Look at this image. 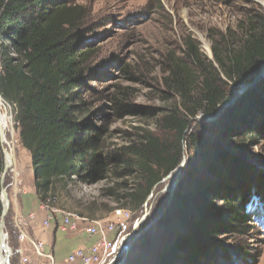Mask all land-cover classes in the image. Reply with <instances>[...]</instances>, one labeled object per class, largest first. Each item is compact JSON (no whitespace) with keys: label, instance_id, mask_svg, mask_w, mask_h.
Listing matches in <instances>:
<instances>
[{"label":"rangeland","instance_id":"obj_1","mask_svg":"<svg viewBox=\"0 0 264 264\" xmlns=\"http://www.w3.org/2000/svg\"><path fill=\"white\" fill-rule=\"evenodd\" d=\"M44 2L48 9L66 6L79 14L73 30L77 37L72 44L77 50L91 52L84 63L83 78L77 89L87 109L80 121H86L87 127L83 130L89 129L87 135L97 134L95 142L98 153L93 178L87 182L73 178L67 185L57 183L50 193L51 207L77 218L114 222L118 229L114 238L115 251L109 253V259L114 260L121 239H129L128 251L123 255L125 264H133L137 260L144 264H156L154 256L157 251L144 249L143 238L153 234L155 243L148 246L151 248L155 245L160 247L163 243L169 245L174 234L185 233V225L190 222V204L200 203V209H204L202 212L214 213L224 223L225 210L235 205V201L231 198L224 201L221 196L228 181H217L221 170L215 168V174L210 177L206 176L207 171L217 146L230 155L256 164L264 160V134H249L256 125L255 103L247 102V110L250 111L247 119L249 132L245 124L240 131L230 133L226 140H220L217 127L227 122V109L220 112L219 108L215 116L203 117L198 114L190 117L181 145L180 168L177 171V167L169 175V178H174L172 184L168 177L163 178L141 207L127 200V195L134 191L136 185L142 184L137 163L139 157L133 153L138 148H146V140H153L158 153H162L166 147L170 154L174 152L172 146L176 144L177 132L174 124H170V118L184 121V110L191 105L200 89L199 69L193 64L189 44L197 47L203 65L213 60L215 47L220 51H224L226 46L236 48L249 25L258 26L261 19L264 20V0ZM176 63L184 66L182 72L174 71L173 65ZM262 82L264 78L258 83ZM233 86L229 84L227 89L231 91ZM256 86L237 91V99L229 108H238L244 94ZM115 101L133 110L117 111ZM2 105L6 125L3 132L5 143L1 142L0 146L2 152L5 149L11 154L10 167L3 182L10 204L4 218L3 233L11 253L8 264H17L21 256L17 254L16 237L24 224L17 219L11 199L17 187H21V182L30 179L31 159L20 144L19 130L14 122L15 110L8 103ZM191 138L198 145L192 146ZM20 166L25 169L21 170ZM258 167L264 171L263 166ZM191 170H194L193 175H190ZM196 178H200V183L202 179L209 180L202 192L196 189ZM214 182H219V186L211 190ZM177 190L190 201L184 208L179 203L173 204ZM249 201L248 207H254V210L242 211L246 219L241 220L240 224L236 223V231L229 233L218 230L212 239L206 240L210 244L207 255L200 258L198 264H264V230L258 218L250 214L258 210L256 200ZM124 212L128 213L127 219L120 218ZM200 212L192 211L191 216L197 219ZM46 220L42 221L43 226ZM60 221L62 224L61 218ZM39 243L32 244L37 257L36 246Z\"/></svg>","mask_w":264,"mask_h":264},{"label":"trees","instance_id":"obj_2","mask_svg":"<svg viewBox=\"0 0 264 264\" xmlns=\"http://www.w3.org/2000/svg\"><path fill=\"white\" fill-rule=\"evenodd\" d=\"M77 19L79 14L75 9L66 6L48 9L44 0H0V100L15 110L14 122L19 130L20 144L30 155L39 202L50 197L57 183L67 185L73 178L87 182L97 170V134L87 135L89 129L83 130L87 127L86 121H80L87 109L77 89L83 78L84 63L91 52L77 50L72 44L77 37L73 31ZM189 47L193 64L199 69L200 89L191 105L184 110V121L170 118V124H174L177 132L172 154L167 147L158 153L153 140H146L147 147L138 148L133 153L139 157L137 163L142 184L136 185L134 191L127 195V200L136 207H141L154 186L180 165L188 119L198 114L215 116L230 99L229 84L244 83L264 68V20L261 19L258 26L250 24L236 48L226 46L224 51H220L215 47L213 60L206 65L201 62L197 47L191 43ZM173 67L174 71L184 70V66L178 63ZM257 83V88L244 94L238 108H227V122L217 127L220 140H226L230 133L240 131L245 124L249 132V101L256 106L255 110L250 108L255 111L256 125L249 134H264V82ZM114 106L117 111L133 110L119 101H115ZM190 143L198 145L192 138ZM213 154L206 176L210 177L220 169L217 181L228 180L221 196L224 201L234 199L235 205L225 210L226 221L223 223L214 213L202 212L204 209H200V203H188L187 197L177 190L173 204L179 203L182 208L190 204V222L183 229L185 233L174 234L169 245L163 243L165 246L160 244V247L155 245L151 248L148 246L155 243L153 234L143 238L144 249L157 251L154 256L156 264H198L199 259L207 255L210 245L207 241L218 230L234 232L236 223L246 219L241 213L250 211L248 200L255 199L258 205L257 212L250 214L264 218V171L249 160L228 154L220 146L214 148ZM258 164L264 167V160ZM4 167L0 146V184ZM193 174L194 170H191L190 175ZM196 181L197 191L202 192L209 180L205 178L200 183V178H196ZM218 186L219 182H214L211 188ZM195 210L201 211L197 219L191 216ZM1 214L0 204V218ZM133 264L144 263L137 260Z\"/></svg>","mask_w":264,"mask_h":264},{"label":"crops","instance_id":"obj_3","mask_svg":"<svg viewBox=\"0 0 264 264\" xmlns=\"http://www.w3.org/2000/svg\"><path fill=\"white\" fill-rule=\"evenodd\" d=\"M29 163L31 166V162ZM20 169L24 170L25 168L20 166ZM29 175L30 179L21 182V189L17 187V191L13 193L11 199L15 211L13 212L17 219L24 224L21 233L16 237L17 250L19 251L17 254L21 256L20 259H17V264H51L48 259L34 255L32 244L35 242L44 243L43 251L52 256L53 264H81L80 262L71 263L67 257L79 248L88 249L97 241V238L86 234L85 229L88 225L81 221L77 223L75 229L61 230L60 218L62 219V215L60 213L48 219V226H43L42 221L50 215L37 198L32 171H29ZM22 258H25L26 262L21 261Z\"/></svg>","mask_w":264,"mask_h":264},{"label":"built area","instance_id":"obj_4","mask_svg":"<svg viewBox=\"0 0 264 264\" xmlns=\"http://www.w3.org/2000/svg\"><path fill=\"white\" fill-rule=\"evenodd\" d=\"M42 207L49 213V217L44 222L45 226L49 224L48 219L53 217L56 214L62 215V224L60 225L61 230L75 229L77 223L79 221L84 222L88 225L86 227L85 232L87 235L95 236L97 241L91 245L88 249L79 248L73 251L68 257L67 260L71 263H81V264H111L114 260L109 259V253L115 251V236L117 234V227L114 222L108 221H90L85 218L75 217L69 213H64L62 211L55 210L51 207L49 203V197L46 198L45 202L42 203ZM121 215V214H120ZM121 219H127L128 213L124 212ZM118 219V218H116ZM111 237V238H110ZM121 244V242H120ZM44 243L41 242L36 246V253L38 257L47 258L51 264H53L54 260L51 255L45 254L44 251ZM11 255V253H10ZM10 255L7 259H5L4 252L0 253V264H8L7 262L10 260ZM22 261L26 262L25 259ZM10 264V263H9Z\"/></svg>","mask_w":264,"mask_h":264},{"label":"water","instance_id":"obj_5","mask_svg":"<svg viewBox=\"0 0 264 264\" xmlns=\"http://www.w3.org/2000/svg\"><path fill=\"white\" fill-rule=\"evenodd\" d=\"M264 68L256 75L254 76L253 78L247 80L246 82L244 83H239L238 85H234L232 90H231V93H230V99L227 101V103L223 106L220 107V112L221 111H224L225 109H227L229 106H231L233 104V102L237 99L235 96V93L238 91V92H241V91H246L247 89L251 88L253 85H255V83H257L258 81L262 80V78H264ZM236 98V99H235ZM219 112V113H220ZM1 139H0V143H1ZM3 152H4V171H3V174L1 176V194H0V203L2 205V214H1V218H0V253H3L4 252V256H5V259H7L10 255V252H6L7 250H3L2 251V247L4 246L3 243H1V236L3 234V227H4V218H5V215L7 214L8 210H9V207H10V204L8 203V196H7V193H6V189L5 187L3 186V182H4V178H5V174L7 172V169H8V166H6V157H5V149H3ZM254 163V162H253ZM256 164V163H255ZM258 166H261L260 164H256ZM180 167L177 168V171L179 170ZM171 175V174H170ZM169 178V175L167 176ZM166 177V178H167ZM171 187V185L169 187L166 188V190H168L169 188ZM121 244L118 248V251L116 253V256L114 257V264H125V260L123 255L125 252L128 251V243H129V239H121ZM6 248V246H4ZM6 263L7 260H5Z\"/></svg>","mask_w":264,"mask_h":264},{"label":"bare ground","instance_id":"obj_6","mask_svg":"<svg viewBox=\"0 0 264 264\" xmlns=\"http://www.w3.org/2000/svg\"><path fill=\"white\" fill-rule=\"evenodd\" d=\"M5 125H6V114H5V109L3 108V105L2 103L0 102V136H1V141L2 143H5V140H4V129H5ZM5 157H6V166H8V168L10 167V162H11V154L9 153V151H6L5 150ZM173 179L174 178H169L168 181H170V183L172 184L173 182ZM254 208V207H253ZM251 208L250 211H253L254 209ZM253 213V212H251ZM258 219L261 218L260 216L257 217ZM5 238H6V235L3 233L2 236H1V243L4 244V246H6V248L3 246L2 247V251L3 250H7L8 251V246L7 244L5 243ZM6 251V252H7Z\"/></svg>","mask_w":264,"mask_h":264}]
</instances>
